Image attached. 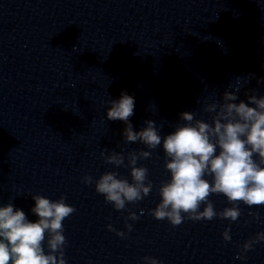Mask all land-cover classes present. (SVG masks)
<instances>
[{
	"label": "water",
	"instance_id": "95a60500",
	"mask_svg": "<svg viewBox=\"0 0 264 264\" xmlns=\"http://www.w3.org/2000/svg\"><path fill=\"white\" fill-rule=\"evenodd\" d=\"M237 78L239 100L264 95V0H0V205L12 202L34 221L31 195H63L76 209L62 222L67 264H144L145 256L162 264H264V242L236 259L264 231L262 205L241 203L231 223L173 227L149 215L169 178L159 147L137 164L153 183L146 198L116 211L95 192L103 173L131 179L102 152H121L127 164L129 152L147 150L124 142L123 122L106 119L110 100L133 96L134 131L153 120L163 136L182 112L210 123L203 106L220 102ZM86 175L93 184L82 182ZM209 199L217 212L231 207L222 194ZM129 211L139 217L128 221L131 232Z\"/></svg>",
	"mask_w": 264,
	"mask_h": 264
},
{
	"label": "clouds",
	"instance_id": "9594fccd",
	"mask_svg": "<svg viewBox=\"0 0 264 264\" xmlns=\"http://www.w3.org/2000/svg\"><path fill=\"white\" fill-rule=\"evenodd\" d=\"M241 86V78H237L220 102L203 106V111L211 114L210 123L196 119L194 112H182L173 130L163 136L153 120H146L143 128L134 131L130 117L134 114L135 100L122 91L118 99L108 102L106 119L123 122L124 142H139L147 150L129 152L127 164L121 152L101 153L105 164L127 167L130 180L111 171L101 174L95 182L86 175L82 182L85 185L94 182L95 192L106 203L116 211L126 210V204L138 203L152 191L148 169L137 164L139 160L150 159L152 151L159 147L164 153V168L169 178L160 182L157 189L160 202L149 210L155 220H167L173 227L185 220L198 222L213 218L231 223L241 215V203L249 208L264 206V95L246 92L247 102L239 100ZM216 194H222L231 207L217 212L209 199ZM31 199L34 221L12 202L0 205V264H67L62 222L76 209L66 203L63 195L56 200L42 195H31ZM249 214L260 220L258 213ZM138 219L129 211L125 218L128 232L132 231L128 221ZM107 228L115 231L111 224ZM230 231L229 227L222 233L225 242L231 241ZM115 234L122 239L126 236L123 231ZM258 242H264V231L245 242L236 259L245 260L243 253ZM143 262L162 264L149 256L143 257Z\"/></svg>",
	"mask_w": 264,
	"mask_h": 264
}]
</instances>
